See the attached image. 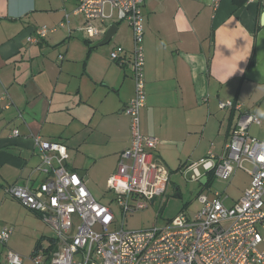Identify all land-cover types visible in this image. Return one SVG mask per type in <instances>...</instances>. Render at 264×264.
I'll list each match as a JSON object with an SVG mask.
<instances>
[{
    "label": "crops",
    "instance_id": "crops-1",
    "mask_svg": "<svg viewBox=\"0 0 264 264\" xmlns=\"http://www.w3.org/2000/svg\"><path fill=\"white\" fill-rule=\"evenodd\" d=\"M78 1L0 0V230H12L6 245L0 244V264L7 250L25 259L54 246L40 216L4 191L43 180L34 171L41 162L35 136L63 145L66 166L83 177L97 201L113 205L107 180L130 144V120L122 109L133 95V80L130 70L110 60L109 51L122 46L129 53L132 34L125 22L108 20V28L117 27L114 40L98 48L101 39L88 41L78 31L84 24L73 13ZM263 14L264 0L143 1L141 130L156 139L155 154L169 173L190 180L187 165L208 151L221 154L238 112L220 110L219 101L231 100L255 114L260 124L248 133L264 142ZM42 26L49 29L46 37L27 42ZM249 169L238 170L229 186L207 177L197 182V195L225 192L224 204L231 206L249 186Z\"/></svg>",
    "mask_w": 264,
    "mask_h": 264
},
{
    "label": "built area",
    "instance_id": "built-area-1",
    "mask_svg": "<svg viewBox=\"0 0 264 264\" xmlns=\"http://www.w3.org/2000/svg\"><path fill=\"white\" fill-rule=\"evenodd\" d=\"M143 1L79 0L73 12L83 17L78 31L88 41L102 39L108 30L106 22L114 18L125 22L132 34L129 53L122 46L109 51L110 60L130 70L133 80V95L122 109L130 120V144L120 152L117 168L107 180L117 214L97 201L83 177L66 166L69 155L63 145L35 136L41 162L34 171L41 173L43 180L36 187L12 184L4 189L7 196L38 214L53 233L52 249L35 252L29 260L33 264H264V142L248 133L249 127L260 121L231 100L218 102L220 110L238 112L221 154L208 151L187 165L184 173L193 182L210 177L228 185L248 163L250 183L242 197L226 206L225 192L201 193L197 196L201 207L191 218L180 212L162 228L124 229L130 214L148 209L164 196L170 178L155 154L156 139L141 130L140 114L146 104ZM65 18L61 26L67 15ZM48 32L42 26L27 42L37 43ZM12 135L18 136V131L13 130ZM11 233L3 227L0 244L5 246ZM77 254L82 255V261L74 260ZM4 262L22 264L23 258L7 250Z\"/></svg>",
    "mask_w": 264,
    "mask_h": 264
},
{
    "label": "rangeland",
    "instance_id": "rangeland-1",
    "mask_svg": "<svg viewBox=\"0 0 264 264\" xmlns=\"http://www.w3.org/2000/svg\"><path fill=\"white\" fill-rule=\"evenodd\" d=\"M120 24H124V22ZM113 40H114V36L110 40V42H108L105 45L99 46L98 48H105L110 46ZM243 168L249 169L251 168V166L248 163H244ZM170 176H171L172 184H169L167 186L164 196L157 198L155 200L154 205L150 206L148 209L130 214L125 221V226H124L125 230L138 231V230L148 229L153 226L162 228L165 227L180 212H183L184 214H186L188 217L191 218L199 211L201 206L196 200V196H198L197 195L198 183L188 180L187 177L185 175H182L181 172L179 174L178 172H171ZM235 182L236 180L234 179L233 183L235 184ZM212 183L213 181L210 183L209 186H211ZM213 189L214 187L211 186L210 190L213 191ZM101 191L103 192L105 191V189L104 190L101 189ZM109 194L112 196L111 193ZM111 207L114 209L115 213L117 214L118 208H116L115 205H112ZM29 257L30 256H27L25 257V259L22 257L23 261L27 259L29 260ZM74 260L76 262L82 261L83 260L82 255L81 254L75 255ZM29 262L31 261L29 260ZM31 264L33 263L31 262Z\"/></svg>",
    "mask_w": 264,
    "mask_h": 264
},
{
    "label": "water",
    "instance_id": "water-1",
    "mask_svg": "<svg viewBox=\"0 0 264 264\" xmlns=\"http://www.w3.org/2000/svg\"><path fill=\"white\" fill-rule=\"evenodd\" d=\"M264 22V14L261 16V22ZM117 27L116 25H111L108 30L106 31L104 37L97 42L96 46H102L107 44L108 42H110V40L113 38L114 34L116 33ZM81 176V175H80ZM207 177H203L201 178V180L199 181L200 183H204L206 182Z\"/></svg>",
    "mask_w": 264,
    "mask_h": 264
}]
</instances>
